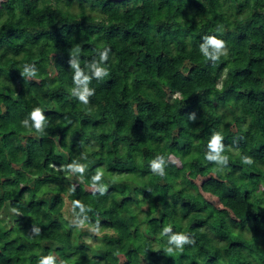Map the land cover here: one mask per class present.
I'll list each match as a JSON object with an SVG mask.
<instances>
[{"label": "trees", "instance_id": "obj_1", "mask_svg": "<svg viewBox=\"0 0 264 264\" xmlns=\"http://www.w3.org/2000/svg\"><path fill=\"white\" fill-rule=\"evenodd\" d=\"M165 227L192 243L168 251ZM48 255L264 264V0H0V264Z\"/></svg>", "mask_w": 264, "mask_h": 264}, {"label": "clouds", "instance_id": "obj_2", "mask_svg": "<svg viewBox=\"0 0 264 264\" xmlns=\"http://www.w3.org/2000/svg\"><path fill=\"white\" fill-rule=\"evenodd\" d=\"M223 49V42L220 39H217L212 36H208L204 38V42L200 46V51L206 57H209L211 60L215 61L220 54L221 50ZM100 59L104 60L107 58V50L101 52ZM71 67L75 69V76L74 82L76 87L72 90L73 94L82 102L87 103L88 97L92 95L93 89L88 88L87 82L89 80V75H85L82 73L80 67L76 64V62L70 61ZM91 76L95 78L102 77L105 72L104 69L97 66L95 63L91 64ZM25 72H29L28 68L24 69ZM29 120L32 121V126L35 127L37 130H42L43 120L44 117L41 114L39 109L33 110L27 118H25L22 123L27 126L29 124ZM219 136H214L209 144L208 149L209 152L207 154V159L211 161H217L219 163H225L226 158L220 155L221 152V145L219 144ZM165 161L163 157H157L155 161L152 162L150 165L151 169L154 172L159 174H163V165ZM74 171H83V168H74ZM94 180H99V175L94 177ZM103 187L100 188V192L103 193ZM38 231V229H36ZM164 233L168 236V244L170 245L168 251L171 250V247L180 248L184 244L192 243V240L189 236L179 233H173L172 230L168 227L163 229ZM38 264H54V257L48 255L43 256L39 259Z\"/></svg>", "mask_w": 264, "mask_h": 264}, {"label": "rangeland", "instance_id": "obj_3", "mask_svg": "<svg viewBox=\"0 0 264 264\" xmlns=\"http://www.w3.org/2000/svg\"><path fill=\"white\" fill-rule=\"evenodd\" d=\"M222 112H227L229 113L228 111H226V108H222ZM225 114V113H224ZM244 121L242 120V124ZM106 166L108 167H116V168H121V167H125V166H132L134 164V160L132 159L131 156H127L126 158H124L122 161L121 160H117V161H114V163L110 162V161H107L106 160ZM172 171L176 172L175 168H172ZM215 203L217 205H219V202L217 200H215Z\"/></svg>", "mask_w": 264, "mask_h": 264}]
</instances>
